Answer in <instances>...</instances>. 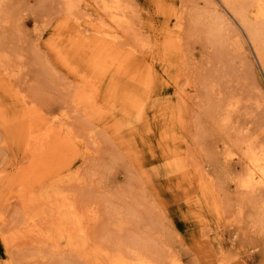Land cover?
I'll return each instance as SVG.
<instances>
[{
  "label": "rangeland",
  "instance_id": "1",
  "mask_svg": "<svg viewBox=\"0 0 264 264\" xmlns=\"http://www.w3.org/2000/svg\"><path fill=\"white\" fill-rule=\"evenodd\" d=\"M107 31L127 72L97 51ZM31 122L69 143L39 151ZM263 130L264 71L223 0H0V264H264V189L238 185ZM56 193L81 251L46 215ZM36 214L52 241L25 234Z\"/></svg>",
  "mask_w": 264,
  "mask_h": 264
},
{
  "label": "bare ground",
  "instance_id": "2",
  "mask_svg": "<svg viewBox=\"0 0 264 264\" xmlns=\"http://www.w3.org/2000/svg\"><path fill=\"white\" fill-rule=\"evenodd\" d=\"M250 2V7H253V9L250 11V15L253 17V22H251L248 18V11H247V6L245 5V2ZM225 7H227L232 13L233 15L236 16V18L239 20V22L242 24V27L247 35V38L251 44V46L253 47L254 52L256 53V57L258 58L260 65L264 71V1L263 0H238V2H235L234 0H223ZM115 11H120V7L118 6L116 8ZM122 12V10L120 11ZM117 14V13H116ZM126 21V20H125ZM123 24H126V22H123ZM206 24V23H205ZM214 24V25H213ZM221 25V24H220ZM126 26V25H125ZM207 35L212 36L213 38L215 37H220V32L219 30L217 31L216 29H218L217 27L218 24L217 22L214 23H210L207 24ZM217 26V27H215ZM119 27V26H118ZM120 28V27H119ZM220 28V27H219ZM128 29V28H127ZM114 30V29H113ZM111 31V30H110ZM217 31V32H216ZM114 32V31H113ZM116 32V31H115ZM118 33V32H117ZM208 36V37H209ZM120 37V36H119ZM119 37L116 33H112V32H104L103 34H100V37L98 38V42H96L97 44V51H99V53L102 55V57L104 58H108L109 59V64L110 66H114L116 64V72H125L126 71V62L130 59V58H126L124 55H121L122 59H118L119 54H117V46L118 44L121 45L120 41H119ZM211 39V38H210ZM123 42V41H122ZM216 42V41H215ZM133 50V49H132ZM226 51V50H225ZM119 53V52H118ZM117 60L118 63L116 62ZM130 67V65L128 66ZM128 71V70H127ZM126 71V72H127ZM108 73V72H106ZM136 75V74H135ZM140 75V74H139ZM133 76V75H131ZM138 76V75H137ZM136 76V77H137ZM96 77V76H94ZM132 78V77H131ZM224 78V77H223ZM97 80V79H96ZM131 81V80H130ZM88 82V81H87ZM85 82V83H87ZM90 82V81H89ZM100 83V82H99ZM96 84V83H95ZM112 85V84H110ZM98 89V87L96 88ZM99 90V89H98ZM94 91V90H93ZM228 106V104L226 105ZM230 106V104H229ZM229 108V107H228ZM137 111V110H136ZM225 110H223L224 112ZM226 114V111L224 112ZM225 117V116H224ZM227 117V115H226ZM222 119V118H221ZM52 121V120H51ZM223 121V120H222ZM230 122V120H229ZM30 123V122H29ZM55 123V122H54ZM30 127L28 129V134H29V138L31 141H35L34 140V123L31 122V124H29ZM62 125V124H61ZM228 125V122H227ZM56 126V125H55ZM59 126V125H58ZM263 126V125H262ZM58 128V127H57ZM260 129V127H259ZM263 129V128H262ZM51 130V129H50ZM57 130V129H56ZM237 130V129H236ZM50 131L46 130V132L44 134H40L39 136L37 135V137L35 138L37 141H35L38 144H36L37 146H39V151L42 149L44 152L47 151L48 153H50L52 150H56V149H60L61 147L64 148L65 144L69 143L68 142V138L66 136H62V131L59 132H54V133H49ZM264 132V130H263ZM245 134V133H244ZM238 135V134H237ZM241 135V134H240ZM262 135V134H261ZM236 138V137H235ZM241 139V138H240ZM247 139V138H246ZM245 139V141H246ZM257 139V138H256ZM259 139V138H258ZM79 140V139H78ZM236 140V139H235ZM253 139H251L252 141ZM70 141V140H69ZM244 141V140H243ZM258 141V140H256ZM237 142V141H236ZM29 143V142H28ZM31 143V142H30ZM234 143V142H233ZM238 143V142H237ZM32 144V143H31ZM30 144V145H31ZM34 144V143H33ZM235 144V143H234ZM242 145V143H239V145ZM238 145V144H237ZM238 145V146H239ZM260 145V144H259ZM35 147V145H34ZM41 147V149H40ZM37 148V150H38ZM45 149V150H44ZM41 150V151H42ZM237 150V149H236ZM240 150V149H239ZM244 156L247 160V169L244 171L246 172V174L244 176H241L239 179V186L242 190L245 191V193H253L255 191L258 190H263L264 189V146H256L255 144H252L250 142H246L244 145ZM239 152V151H238ZM242 154V155H243ZM52 156V155H51ZM229 156V155H228ZM226 155V157H228ZM60 157V156H59ZM242 157V156H241ZM238 159V158H237ZM241 162V161H238ZM216 165V164H215ZM218 170V169H217ZM34 173V172H33ZM239 177V176H238ZM230 178V177H229ZM79 180V179H78ZM230 181V180H229ZM237 181V178H236ZM75 182H77V180H75ZM237 183V182H235ZM238 186V187H239ZM237 187V186H235ZM210 189V188H209ZM236 189V188H235ZM211 191V190H210ZM238 191V190H237ZM251 193V194H252ZM52 194V193H51ZM50 194V195H51ZM67 194V193H66ZM55 195V199L53 198V201L50 199V201H48L47 203H51L54 205L53 209L49 207L47 208V210L49 209L50 212L46 215H49V217L51 218V220H55L57 221V223L55 224L53 231L56 233V235L59 236V239L66 237L67 239V246H65L66 248H68V246H70L71 249H73V251H81L83 250L82 248H85V241H87V237L85 236L86 232H85V228H83L82 226V218H84V216H81V213L79 215L78 213V207H76L75 203L73 201H71L68 196L61 194V193H56ZM257 195V194H256ZM45 200H49L50 196H46L44 195ZM258 196H262V195H258ZM258 196H255V198H257ZM264 196V195H263ZM262 196V197H263ZM34 198V196H33ZM41 198V199H42ZM71 198V197H70ZM250 198H248V202H250ZM259 198V197H258ZM43 200V199H42ZM73 200V199H72ZM215 200V199H214ZM238 200V199H237ZM257 200V199H255ZM242 201V200H241ZM247 201V199H246ZM260 201V198H259ZM258 201V203H259ZM41 203H43L42 201H40ZM53 202V203H52ZM251 202L252 198H251ZM23 203V201H22ZM244 203V202H242ZM246 203V202H245ZM258 203H252L253 209L258 207ZM260 201V205H261ZM26 204V203H24ZM45 204V203H44ZM43 204V205H44ZM240 204V203H239ZM257 204V205H256ZM32 205V202H31ZM34 205V203H33ZM243 205V204H242ZM256 205V206H255ZM42 206V205H41ZM47 206V205H46ZM49 206V205H48ZM218 206V205H217ZM45 207V206H44ZM51 207V206H50ZM251 207V206H250ZM39 208V207H38ZM259 208V207H258ZM262 208V207H261ZM264 208V206H263ZM52 209V210H51ZM94 209V208H93ZM242 209V206H241ZM39 210V209H38ZM78 210V211H77ZM256 210V209H255ZM257 209V211L255 212L256 215L262 212L259 211H263L264 209L259 210ZM244 211V210H243ZM39 212V211H37ZM258 212V213H257ZM29 213V212H28ZM45 213V212H44ZM254 213V215H255ZM264 213V211H263ZM31 214V213H30ZM92 215V213H91ZM255 215V216H256ZM260 215V214H259ZM264 215V214H262ZM28 216V215H27ZM39 214L34 215L33 217H29L26 219L25 222V229L26 235H30V237H33L34 235L38 238H41L43 240H47V241H52L54 238V234H52V229L48 230L46 232L43 231V227H41V225H39V222H37L38 220H36V218H38ZM89 216V215H88ZM42 217V216H41ZM40 217V218H41ZM259 217V216H258ZM261 217V216H260ZM49 219V218H48ZM257 219V218H256ZM264 219V218H263ZM50 220V219H49ZM46 223H48V221ZM50 220V221H51ZM259 220V219H258ZM257 220V221H258ZM87 221V220H86ZM54 222V221H53ZM256 222V220H255ZM260 222V221H258ZM258 222L256 223L257 226H260V224L258 225ZM52 223V222H51ZM42 224V223H41ZM44 224V223H43ZM42 224V225H43ZM50 224V223H49ZM53 224V223H52ZM255 224V225H256ZM262 225V223H261ZM264 226V225H263ZM52 227V226H51ZM85 227V226H84ZM261 227V226H260ZM49 228V227H48ZM264 228V227H263ZM50 229V228H49ZM19 232V231H18ZM17 232V233H18ZM16 235V234H15ZM17 236V235H16ZM76 237V238H75ZM76 240H75V239ZM81 240L79 242V240ZM31 239V238H30ZM64 239V240H66ZM74 240V241H73ZM59 241V240H56ZM83 241V242H82ZM54 242V241H53ZM63 242V240H62ZM58 244V242H56ZM80 243V244H77ZM60 245V244H59ZM122 247V246H121ZM87 248V247H86ZM120 248V247H119ZM69 249V248H68ZM121 249V248H120ZM118 250V249H117ZM84 252V251H83ZM82 252V253H83ZM95 252V251H94ZM117 252V251H116ZM120 252V251H119ZM90 253V252H88ZM87 253V254H88ZM94 255V254H93ZM99 255V254H98ZM95 256V255H94ZM133 256V255H132ZM90 257V256H89ZM92 257V256H91ZM107 258L109 256H106ZM114 257V256H113ZM96 258V257H95ZM106 258V259H107ZM93 261V259H92ZM151 260H149L148 257L141 255V254H135L133 256V258L128 257L126 255L123 254H117L115 255V257L110 260L111 264H151L150 262ZM99 263V262H97ZM103 264V263H101Z\"/></svg>",
  "mask_w": 264,
  "mask_h": 264
}]
</instances>
